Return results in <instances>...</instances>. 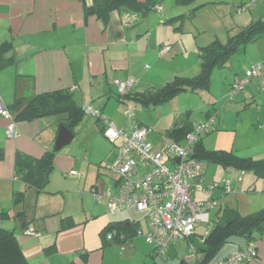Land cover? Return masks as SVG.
<instances>
[{
  "label": "crops",
  "instance_id": "1",
  "mask_svg": "<svg viewBox=\"0 0 264 264\" xmlns=\"http://www.w3.org/2000/svg\"><path fill=\"white\" fill-rule=\"evenodd\" d=\"M211 1L205 0L198 4ZM248 1L245 0L238 6ZM260 1L264 8V0ZM85 3L89 5L91 0H0V65H3L0 68V95L8 107H15L17 102L24 103L42 92L69 90L79 106L91 102L100 110L102 117L128 129L130 121L125 112L130 109L120 114L118 104L128 105V100H132L146 108L159 106L160 104L154 106L143 104L138 99L139 95L144 91L158 88L175 76H187V71L188 77L196 75L200 64L199 47L214 39L225 42L228 38L200 41L195 37L194 43L186 44L178 32L179 29L182 30V23L187 20L185 16L189 15L192 7H189L188 11L182 10L178 13L176 8L171 7L167 10L160 4L157 9L161 10L160 12L151 11L145 15L115 9L103 17L96 15L85 17L83 10ZM194 6L200 8V5ZM179 15L184 17L177 18ZM194 17L193 14L189 18ZM4 44L8 45L2 47ZM165 45L170 47L169 50L159 55L158 50ZM196 52L197 59L194 57L192 61L187 60L184 63L186 70L174 66L176 58L185 54L194 55ZM232 73V78L227 83L229 87L238 75ZM127 77L135 78L134 85L127 96H119L114 81ZM257 88L258 79L254 78L234 101L243 106L240 107L241 110L248 113L251 122H256V130L261 129L264 134V114L261 113L263 109L257 103L261 97L264 101V95L258 93ZM114 92L117 94L116 97ZM112 94L116 99L111 96ZM175 97L176 95L171 99ZM210 104L212 106L206 107L203 111V117L195 122L190 118L191 110L186 109L183 113L180 111L181 117L176 118L173 124H183L187 119L195 126L205 119L206 111L213 107L211 109L215 113V119L208 132H212L211 146H206L202 139L204 147L210 150L234 151L240 156L253 159H264V140L249 150L241 149L236 144L239 129L237 120L241 118L240 109L236 110L237 116L233 117L235 123L231 124L229 115L221 117L219 108L217 109L214 103ZM255 104L257 108L252 109ZM229 111L232 113L233 107ZM134 122L140 126L144 125L142 120L135 119ZM7 123V120L0 116V147L3 150L0 159V209L8 213L7 217L0 219V226L13 231L29 264H154L159 260L154 247L149 248L145 245L142 241L143 235L137 233L145 232L149 228L145 212V219L142 221L123 216L119 217L121 220H117L107 211L104 203H96L93 198L91 202L92 188L101 191L99 179L103 185L106 170L111 171L108 165L117 155L118 141L113 148L114 152L105 150L102 155L110 159V164L102 159L98 162L90 159L85 172L76 170L77 174L72 175L74 176L72 181L77 183L85 194L79 197L80 212H75L67 209L66 203L61 206L52 203L47 194L53 193L54 188H47L49 183L44 190L37 191L23 183L15 173V159L18 153L39 158L46 151H55L54 142L59 128L57 118L46 116L18 120L12 136L6 133ZM81 123L82 121L78 125ZM94 123L97 130L103 133L100 119L94 117ZM77 126L73 132L71 131L73 134L71 140L76 136ZM86 127L83 128L84 131ZM151 131L150 129L149 132ZM163 135L164 133L159 137L158 133L154 134L155 142L152 143L159 146ZM54 160L63 170H69V173L75 171V166L84 167L83 162L74 160L65 151L54 152L53 165ZM217 168L215 166L210 172L214 176L210 178L206 176L205 184L209 185L217 180ZM230 170L237 172L232 173L231 179L229 178V182L238 190L235 194L224 193L221 189L215 188L212 194L198 193L193 196L195 199L212 197L217 201L216 207L211 209L214 211L213 222L218 219L217 212L223 205L238 210L242 215L264 208V197L261 199L262 204L252 203L250 199L241 203V198L244 197L238 196L241 192L239 184L243 183L246 175L233 168ZM206 173L207 171L205 175ZM115 181L116 176L113 178L112 186L106 189L113 188ZM217 182L223 183L222 180ZM260 184L264 196V179L261 178ZM86 190L89 192L86 193ZM16 192L22 193V202L17 205L14 204ZM33 199L31 216L28 207ZM241 205H246L248 209L240 210ZM209 218L211 220L210 212ZM27 226L34 227L39 235L24 234L23 230ZM211 227L201 221L196 222L194 232L189 238L176 240L168 247L163 264H170L171 250L178 255L176 252L181 249L182 243H178L179 241H185L187 249L176 264H213L211 260H222L247 242L242 236L231 235L214 255L208 254L203 239ZM112 230L125 234L126 238L121 240L122 244L106 238V233ZM254 241L257 246L256 258L241 264H264V235L256 236Z\"/></svg>",
  "mask_w": 264,
  "mask_h": 264
},
{
  "label": "built area",
  "instance_id": "2",
  "mask_svg": "<svg viewBox=\"0 0 264 264\" xmlns=\"http://www.w3.org/2000/svg\"><path fill=\"white\" fill-rule=\"evenodd\" d=\"M255 2L249 0L237 11L251 9ZM155 9H159V6L155 5ZM169 48L168 45L161 47L158 54H163ZM254 78L258 79L259 90L264 91V60L250 64L243 76L233 80L229 87V99L244 90ZM134 82V77L115 80L116 93L119 96L126 95ZM82 108L85 114L100 119L103 134L109 141H118L117 155L108 165L116 176L114 187L103 191L92 188V198L96 203H104L111 213L127 207L145 212L149 228L137 233L142 234L145 241L154 247L156 256L164 258L168 247L175 240L189 238L196 222H209V211L216 207L217 201L212 197L195 199V193L209 195L215 188L224 193L235 194L238 191L229 181L205 184L206 163L194 156L195 142L201 134L211 130L215 115L198 122L182 142L163 135L161 143L156 146L147 138L150 129L135 123L131 110L125 112L130 121L126 129L102 117L100 110L91 102L83 104ZM0 116L7 120L6 133L12 136L16 120L1 95ZM70 174L75 175L77 172L72 170ZM23 233L39 235L32 226H27ZM106 238L122 244L121 240L126 236L122 231L112 230L106 233ZM256 256V243L249 241L216 264H241Z\"/></svg>",
  "mask_w": 264,
  "mask_h": 264
},
{
  "label": "rangeland",
  "instance_id": "3",
  "mask_svg": "<svg viewBox=\"0 0 264 264\" xmlns=\"http://www.w3.org/2000/svg\"><path fill=\"white\" fill-rule=\"evenodd\" d=\"M243 1L245 0H232V1L226 0L223 2L212 0L210 3H202L201 5L198 3L205 2V0H196L192 5L181 6L171 3V0H164L161 4H163L167 10L171 9V7L176 8L178 13H180L182 10L188 11V9H190L194 5H200L199 9L194 10L195 17L193 19L189 18L191 15L186 14L185 19L187 20L185 21L183 20L184 22L182 23V30L179 29L180 31L178 32L179 36L184 40V42L186 44H189L190 42L194 43L195 37H197V39L200 41L205 39L211 40L212 38H220L225 40L228 36L237 34L247 26L257 22L258 20L264 19V13H263L264 8L261 6L260 0H256L255 7L253 10L247 8L240 12H236L237 7H239L238 4H240ZM160 11L161 10L156 9L155 11L153 10L152 13H156ZM185 56L176 58V62L174 66L186 70V68L184 67L185 66L184 63L187 60L192 61L194 57L195 59H197L198 53L196 52V54L194 55L192 53L190 55L185 54ZM263 56H264V33L261 34L254 41L251 42L247 41L239 45L238 48L230 55L225 68L221 67V68L213 69L210 76V87H209L210 89L201 90L198 93L190 92V91L182 92L179 95H176L174 99H170L169 101L160 104L159 106H156L154 108H152L151 106L146 108L145 106H142L140 103H136L132 100H128L129 101L128 105L122 103L118 104L119 106L118 108H120V110L118 111L121 114L126 109L132 110L134 112L133 119L142 120L144 122L143 126L148 127L149 129L152 130L147 135V138L151 142H155L154 134L158 133L160 137V135L164 133L165 129L172 126L176 118L178 119L179 116L181 117L182 115L181 113H183L186 109L191 110L190 118L195 122L200 117H203L202 114L203 111L206 109V107L210 106L211 105L210 103H214L215 107H217V109L219 108L218 111L220 110L221 117L225 114L229 115V122L231 124L235 123L233 117L237 116L236 110L240 109L241 118L237 120L238 121L237 123H239V129H238L236 144L241 149L249 150L251 149V147H253V145H257L261 141L263 142L264 134L261 129L256 130L255 128L256 122L255 121L251 122V119L247 115L248 113L245 111L243 112V110H241L240 107L243 106L237 104L236 101H234V98L238 96V94L241 93L242 91L237 92L233 100H229V96H228L229 86L227 83L232 78V74H233L232 72L238 73L236 78L243 76L245 70L250 66V64L264 60ZM187 76H189L188 71H187ZM256 91L258 93H261V95H264V91L259 90V88H257ZM116 95L117 94L114 92L115 97ZM111 96L114 97L113 94ZM257 103L260 104L259 106L263 109L261 110L262 111L261 113L264 114L263 98L261 97V99ZM232 107H233V112L230 113L229 110ZM255 108H257L256 104L253 105L252 109ZM53 117L57 119L59 118V116H53ZM85 126L87 127L84 131L83 128ZM75 131H77L75 134L76 136L73 140H71L70 143L62 146L58 150H55V153L65 151L69 153V155L74 160L84 163L83 168L79 166H75L74 167L75 171L78 170L81 173L85 172L86 166L89 165L88 161L90 159L95 160V162H98L100 159H102L106 161L108 164L111 163L109 158H107L106 156L102 157V155L105 152V150L108 152H111V150H113L114 152L113 148H115L116 142L113 143L109 141L103 135L102 132H99V130H97L96 124L94 123V116L92 117L85 114L82 123L77 126ZM211 134L212 132L201 135L203 142L206 144V146H211L210 145ZM102 135L105 139L102 138ZM215 166L218 167L217 168L218 177L216 181H212L211 183L221 180L223 182L229 181V178L231 179L230 177L231 174L237 173V172H230L231 168H223L222 166L216 163L207 162V166H206L207 173L205 175V178L206 176L209 178L210 176H214V174H210V172L215 169ZM106 172L107 175L104 177L105 183L103 185H102V180L99 179V184H101L100 185L101 191L105 190L108 187H111L113 178H115V174L113 172L108 170H106ZM242 172L246 176L243 183L239 184L241 192H239L238 196L244 197L241 198V203L243 201L250 199L252 203L254 202L256 204H262L261 199L264 196L262 194L263 187H261L260 184L261 178L256 176L250 170H246ZM72 179H74V176H72V174L69 173V170L67 171L63 170L62 167L60 165H57V163L54 160V168L50 174V182L47 186V188L52 187L54 189H53V193L47 194V197L51 199L54 205L61 206L63 203L64 204L66 203L67 209L73 210L75 212H80L81 201L79 200V197H82L85 194L82 193L83 192L82 188L79 187V185L77 186V183L75 184L72 181ZM88 192L89 190H86V193ZM34 199L32 200L33 202L31 201V204H29L28 207L31 216L33 215L32 205L34 203ZM84 199L87 200L86 197ZM91 202H92V197H91ZM247 209L248 207L246 205L240 206V210H247ZM209 212H210L211 220L209 221L210 223L207 222L208 224L206 223V225L208 227H211L214 219L213 218L214 211L210 210ZM110 214L114 215V217L117 220H121L119 219L120 216H123V218L140 219V221L145 219L144 212L136 210L134 207H127L124 210H117L116 212ZM16 223L18 225L17 219H16ZM18 228L19 226L17 227V229ZM195 236L198 237L197 235ZM144 239L145 238H143L142 240L143 243L147 245L149 248H152L153 246L148 244ZM180 242H182L181 249L176 252V254L178 255L176 256L174 251L172 250L170 252V256H169L170 264H176V262H178L181 256H183L184 251L187 249L186 248L187 244H185V241H179L178 243ZM156 257L159 260L154 264L164 263L165 257L164 258L160 256H156ZM150 261L152 260L150 259ZM211 261H213V264H216L218 260L215 259Z\"/></svg>",
  "mask_w": 264,
  "mask_h": 264
},
{
  "label": "trees",
  "instance_id": "4",
  "mask_svg": "<svg viewBox=\"0 0 264 264\" xmlns=\"http://www.w3.org/2000/svg\"><path fill=\"white\" fill-rule=\"evenodd\" d=\"M164 0H91V3L83 4L85 17L96 15L103 17L111 10L121 12H136L145 15L155 10V5H160ZM196 0H171L172 3L181 6L192 5ZM198 7L193 6L189 15L194 14ZM179 15L177 18H183ZM264 33V19L242 29L237 34L228 36L225 42L214 39L206 45L199 47V71L196 75L175 76L154 90H147L139 95V100L146 105L164 103L175 95L184 91L199 92L208 90L210 76L214 68L225 67L230 55L239 45L256 40ZM8 45V44H7ZM6 44L2 47L7 46ZM3 65H0V68ZM243 91V90H242ZM129 92L126 94V96ZM235 96V95H234ZM234 98V97H233ZM229 99V100H233ZM212 106V105H211ZM213 107L205 113V119L212 115ZM16 121L32 120L38 117L59 116L58 124H63L72 132L84 117L81 106L76 104L69 90H55L34 95L29 100L17 102L15 107H9ZM98 119V118H97ZM194 125L185 119L183 124L174 123L164 132L165 136L182 142L185 135L194 129ZM207 131L206 133H208ZM202 135V134H201ZM199 136L193 147L194 156L207 162L220 164L223 168H233L239 171H252L259 178L264 179V159H253L236 154L234 151L210 150L204 147L202 137ZM54 150L46 151L41 157L35 158L18 153L15 159V173L23 183L42 191L49 183V177L53 170ZM3 150L0 147V159ZM22 202V193L16 192L14 204ZM211 229L204 236V247L208 254L215 252L228 240L231 235H239L247 242L254 241L256 236L264 235V208L256 212L242 215L238 210L223 205L217 212ZM8 216L6 211L0 209V219ZM25 225V224H24ZM127 230V229H126ZM246 242V243H247ZM255 242V241H254ZM0 264H29L12 230L0 226Z\"/></svg>",
  "mask_w": 264,
  "mask_h": 264
},
{
  "label": "water",
  "instance_id": "5",
  "mask_svg": "<svg viewBox=\"0 0 264 264\" xmlns=\"http://www.w3.org/2000/svg\"><path fill=\"white\" fill-rule=\"evenodd\" d=\"M73 134L71 130H69L63 124L59 125L58 134L54 142V149L58 150L62 146L68 144L72 138Z\"/></svg>",
  "mask_w": 264,
  "mask_h": 264
}]
</instances>
